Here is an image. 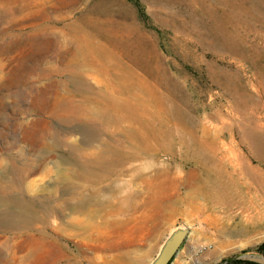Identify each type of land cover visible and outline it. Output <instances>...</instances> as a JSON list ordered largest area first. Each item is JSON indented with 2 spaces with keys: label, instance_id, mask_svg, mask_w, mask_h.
Here are the masks:
<instances>
[{
  "label": "rangeland",
  "instance_id": "obj_1",
  "mask_svg": "<svg viewBox=\"0 0 264 264\" xmlns=\"http://www.w3.org/2000/svg\"><path fill=\"white\" fill-rule=\"evenodd\" d=\"M252 168L264 169V0H0V264H106L158 226L148 264H264V231L237 237L242 210L188 187L220 201L226 173ZM77 191L108 205L87 236L68 227L86 218ZM171 200L186 214L165 223Z\"/></svg>",
  "mask_w": 264,
  "mask_h": 264
},
{
  "label": "bare ground",
  "instance_id": "obj_2",
  "mask_svg": "<svg viewBox=\"0 0 264 264\" xmlns=\"http://www.w3.org/2000/svg\"><path fill=\"white\" fill-rule=\"evenodd\" d=\"M192 156L197 158L200 165H203L202 157L200 153L193 152ZM82 169H79L74 174V177L83 178ZM256 173H264V169L252 168L251 177L252 180L244 179L243 175L238 178H234L233 174L230 172L226 173V178L228 179L224 188L221 189V194L219 200L215 199L212 189L206 183L200 184L199 182H191L188 187L194 192L196 196H207L210 198V205L215 206L216 202H226L230 201V206H237L242 210L243 223L241 224V229L236 232V236L246 240H251L254 236L260 235L264 231V180L260 181L255 179ZM220 190V189H219ZM73 196L77 195V202L71 206V210L74 212H81L86 218H72L68 227L70 225V231L75 232L78 235L87 236L95 227V221L101 217V213L106 209V203L97 201L95 198H88L83 195L81 191L72 192ZM226 194V195H223ZM228 198V199H224ZM126 199V198H125ZM118 201L119 208H124L129 205L130 201L127 199ZM185 199L191 202L192 197L186 196ZM181 201L179 202V204ZM167 210L168 214L165 216L163 222L169 223L173 218L179 214L185 215V210L177 207V201H168L165 207H160L159 212ZM211 221L212 224L218 225L222 224L218 216L213 217ZM164 227H157L156 231L151 234V243L149 242L144 247L138 246V249H132L129 242L121 243L117 245L118 254L112 259H106V264H148L149 259L155 255V253L162 252V243L165 241V230ZM238 229V228H237ZM141 247L143 248L141 250ZM83 262L88 264H102L95 260L89 259L85 254L75 256L74 261L68 264H83ZM195 264H199L196 263Z\"/></svg>",
  "mask_w": 264,
  "mask_h": 264
},
{
  "label": "trees",
  "instance_id": "obj_3",
  "mask_svg": "<svg viewBox=\"0 0 264 264\" xmlns=\"http://www.w3.org/2000/svg\"><path fill=\"white\" fill-rule=\"evenodd\" d=\"M259 252L264 256V243L259 247ZM226 264H242L240 259H235L233 261H226Z\"/></svg>",
  "mask_w": 264,
  "mask_h": 264
},
{
  "label": "crops",
  "instance_id": "obj_4",
  "mask_svg": "<svg viewBox=\"0 0 264 264\" xmlns=\"http://www.w3.org/2000/svg\"><path fill=\"white\" fill-rule=\"evenodd\" d=\"M193 262V261H192ZM172 264H182V262H177L176 260ZM192 264V263H191ZM195 264V262H193Z\"/></svg>",
  "mask_w": 264,
  "mask_h": 264
}]
</instances>
